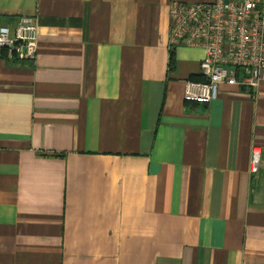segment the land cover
I'll list each match as a JSON object with an SVG mask.
<instances>
[{
	"label": "crops",
	"instance_id": "obj_1",
	"mask_svg": "<svg viewBox=\"0 0 264 264\" xmlns=\"http://www.w3.org/2000/svg\"><path fill=\"white\" fill-rule=\"evenodd\" d=\"M175 1L216 0H0L39 23L0 58V264H264V84L185 101Z\"/></svg>",
	"mask_w": 264,
	"mask_h": 264
},
{
	"label": "built area",
	"instance_id": "obj_2",
	"mask_svg": "<svg viewBox=\"0 0 264 264\" xmlns=\"http://www.w3.org/2000/svg\"><path fill=\"white\" fill-rule=\"evenodd\" d=\"M170 47H200L202 81H187L184 99L208 105L221 84L256 90L264 84V0L173 2L169 9ZM39 49L37 18L23 16L14 28L0 26V58L33 62ZM262 151L254 146L251 172Z\"/></svg>",
	"mask_w": 264,
	"mask_h": 264
},
{
	"label": "trees",
	"instance_id": "obj_3",
	"mask_svg": "<svg viewBox=\"0 0 264 264\" xmlns=\"http://www.w3.org/2000/svg\"><path fill=\"white\" fill-rule=\"evenodd\" d=\"M174 64V53H171V66Z\"/></svg>",
	"mask_w": 264,
	"mask_h": 264
}]
</instances>
